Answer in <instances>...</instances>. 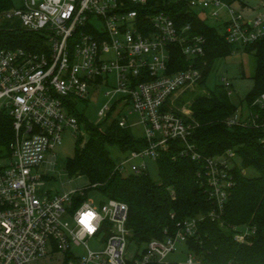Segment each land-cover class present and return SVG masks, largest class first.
Masks as SVG:
<instances>
[{"label": "built area", "instance_id": "1", "mask_svg": "<svg viewBox=\"0 0 264 264\" xmlns=\"http://www.w3.org/2000/svg\"><path fill=\"white\" fill-rule=\"evenodd\" d=\"M161 1L183 2L207 19L220 20V35L229 44L245 47L264 40V9L250 16L244 3ZM159 5V0H24L21 8L3 14L38 35L43 45L40 50H0V110L12 119L14 130L9 155L0 157V264H211L193 253L182 262L170 259L197 232L196 219L177 223L174 232L166 229L163 239L132 252L130 246L136 245L127 227L126 203L105 198L97 204L88 187L37 195L47 178L42 169L55 164L53 152L63 133L85 138L77 104L88 99L92 88L106 87L100 121L129 128L128 116L137 114L147 144L125 155L115 170L147 174L146 159L157 163L171 143L180 142L181 155L200 164L197 179L214 206L208 217L224 225L238 155L234 150L216 157L199 152L191 141L195 127L168 106L177 93L202 79L197 61L206 55L207 40L192 34L190 25L177 27L164 10L151 13ZM174 45L190 64L171 72ZM223 86L231 96L232 83L223 79ZM252 106L264 108V93ZM259 117L249 108L247 116L238 111L226 123L264 128ZM88 209L96 213L93 234L77 222ZM231 229L244 244H251L258 232L250 225ZM90 241L99 248L91 249ZM77 246L87 253L79 256Z\"/></svg>", "mask_w": 264, "mask_h": 264}, {"label": "trees", "instance_id": "2", "mask_svg": "<svg viewBox=\"0 0 264 264\" xmlns=\"http://www.w3.org/2000/svg\"><path fill=\"white\" fill-rule=\"evenodd\" d=\"M224 1L233 3L234 0ZM159 3V8L151 13L164 10L177 27L190 25L192 34L206 37V55L197 61L203 70L201 86L206 84L218 60L241 49L254 53L257 59L254 87L246 96V102L251 111L260 116L258 122H263L264 108L252 104L264 93V40L245 47L229 44L205 16L190 9L186 3L164 4L161 0ZM13 8L12 0H0V14ZM42 41L35 33L24 30L19 21L0 22V50H40ZM189 64L180 47L172 46L170 71L186 69ZM190 110L191 117L186 121L195 127L191 141L199 152L216 157L234 150L240 161L235 170L236 185L223 216L224 225L208 217L214 206L198 182L200 164L181 155L180 142L171 143L169 149L161 153L156 163L159 180L149 173L125 175L115 170L117 162L112 158L109 147L116 146L127 155L147 146L144 137L135 138L130 128H122L115 122L93 124L78 114L88 136L78 141L76 154L67 160L66 170L70 178H87V194L96 190L104 198L128 205L127 227L132 232L131 241L138 249H144L154 239H163L166 229L174 232L177 223L196 219L197 232L181 245L186 253L180 251L175 254L177 258L193 253L211 264H264V128L227 125L226 121L236 115L239 108L223 84L198 95ZM13 139L12 119L0 110V157L9 155ZM245 169H253L258 175L247 176ZM232 225L256 226V238L251 244L237 242Z\"/></svg>", "mask_w": 264, "mask_h": 264}, {"label": "rangeland", "instance_id": "3", "mask_svg": "<svg viewBox=\"0 0 264 264\" xmlns=\"http://www.w3.org/2000/svg\"><path fill=\"white\" fill-rule=\"evenodd\" d=\"M23 2L24 0H12L14 8H21ZM233 3H235V5L238 7H241L244 3L246 6L252 10H255L256 12L262 11L264 9V0H234ZM8 20L9 18L4 17L3 14H0V22H6ZM208 23L211 26H214L219 34L224 32V28L221 25L220 20L210 18L208 19ZM256 67L257 59L254 53L245 52L243 49L236 50L230 56L220 59L215 63L213 70L204 86L198 84L180 91L168 102V106L183 118L189 119L192 114L190 106L192 105L193 100L200 94H206L207 92L214 90L217 85L223 84V79H227L232 83V87L230 88L232 91V95L230 96L232 102L238 106L239 113L247 116L249 113V107L246 102V96L252 91L254 87ZM106 91V87H102L99 90L92 88L90 90V94L88 95V99L81 100L77 104L76 109L78 114L83 115L90 123L93 124H109V122L100 121L98 116L100 109L108 101V98L105 95ZM128 111L129 110L127 109L125 112L126 115L128 114ZM139 120L140 118L137 114L128 116V122L130 126L129 128L135 138H141L144 134L143 126L140 125ZM84 132L85 138L87 139L88 135L85 128ZM80 139L81 136L76 134V132L67 131L63 133L61 143L56 145V148L53 152L56 154L55 164L42 169V172L47 178L44 180V185L38 190V196L44 197L47 193L52 195L57 193L63 194L73 189L88 187L89 183L86 177L70 178L66 170L67 160L75 156L76 147ZM109 151L115 162L122 161L126 155V153L120 151V149L116 146H110ZM138 162L139 160H137V163ZM146 162L148 163L149 174L155 180H159L157 164L151 159H146ZM126 173L130 174V172ZM244 173L250 177L258 175L253 169H245ZM89 197L97 204L102 203L105 199L104 196L96 190H91L89 192ZM89 246L91 249L99 248V245L94 241H90ZM130 250L132 252H137L138 248L130 246ZM75 251L79 256H83L87 253V250L81 246H77ZM180 251L186 253L185 247L180 246L177 253ZM177 257V255H172L170 259L175 260ZM185 257L186 255L182 254L176 260L182 262Z\"/></svg>", "mask_w": 264, "mask_h": 264}, {"label": "clouds", "instance_id": "4", "mask_svg": "<svg viewBox=\"0 0 264 264\" xmlns=\"http://www.w3.org/2000/svg\"><path fill=\"white\" fill-rule=\"evenodd\" d=\"M96 219L95 211L88 209L86 211H81L79 214L78 223L81 225L82 230L89 234H93L96 231V225L94 220Z\"/></svg>", "mask_w": 264, "mask_h": 264}, {"label": "crops", "instance_id": "5", "mask_svg": "<svg viewBox=\"0 0 264 264\" xmlns=\"http://www.w3.org/2000/svg\"><path fill=\"white\" fill-rule=\"evenodd\" d=\"M263 5H264V4H263ZM246 11L249 13L250 16H253V15H255V14L257 13L255 10H252V9H250V8L247 9Z\"/></svg>", "mask_w": 264, "mask_h": 264}]
</instances>
